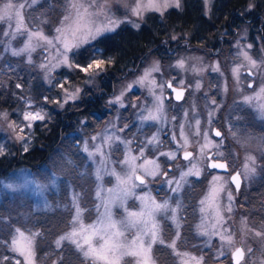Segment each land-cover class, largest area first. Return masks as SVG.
Returning <instances> with one entry per match:
<instances>
[{"label": "rangeland", "instance_id": "1", "mask_svg": "<svg viewBox=\"0 0 264 264\" xmlns=\"http://www.w3.org/2000/svg\"><path fill=\"white\" fill-rule=\"evenodd\" d=\"M202 1L204 4V0ZM45 2L46 0H37L36 4L26 7L23 10L24 21L29 28L43 27L45 33L51 35L63 15L65 0H50L46 4ZM180 2L182 7V0ZM213 2L214 0H210L207 8L204 4L207 15L211 13ZM0 3H2V0H0ZM257 3V0H250L246 8L241 12L242 22L233 29L234 33L232 35L222 37L219 48L215 50L197 47L188 41H182L173 46L171 43L176 41L178 37L175 34L176 39L166 43L169 48L168 55L150 54L136 67L130 68L126 73L117 76L106 71L97 77L93 84H85L83 78L77 82L75 81L76 84L83 88L81 99L70 102L63 109L67 107L70 110L76 108L90 96L89 93H92L91 96H103L104 101L101 113L79 118V123H76L74 128L65 135L64 142L56 149L54 156L42 170L33 171L24 167L17 169L8 178L0 180V239L9 238L8 234L14 227L32 231L39 230L40 232L47 230V234L42 239L41 247H39L40 243L37 242L39 237L36 241L37 264H52L54 260H59L61 254H63L64 259L60 261V264H81L83 257L75 252L74 246L65 241L62 248L57 249L54 241L59 235L69 229L70 225L68 222L75 212L72 206L74 196L79 198L80 207L84 210L83 218L86 224L91 223L97 216L95 206L99 203V200L96 198V191L97 184L100 182L96 180L95 173L101 157L97 155L95 158H90L88 152L84 151V142H88L89 151H94L95 146L102 142L100 139L93 142L91 137L97 134L103 136L104 134L114 133L123 139L131 140L132 144L130 147L133 150V154H135L136 150L142 146V142L153 134H158L162 142L159 148L148 146L146 149L148 154L158 155L159 151L175 149L176 145L172 141V133H179V125L181 123L185 124V130L189 131L188 125L190 123L194 124V120L198 118L201 120L202 130L208 127V112L216 107V105L211 104L212 99H215L219 105V110L214 114L212 127H218L217 129L224 133L221 150L228 156L230 164L234 169H241L245 156L249 153L257 159L256 173L243 182L239 193L233 192L235 203L233 205L232 219L228 223L237 231L238 235L241 228L240 221L245 216L248 217L249 224L260 226L264 222V198H260L261 200L255 198L251 202L245 194L248 191L250 193L253 191L255 196L264 195V188H261L262 184H260V181H264V147H262L264 145V137L262 138L261 133H259L263 126L257 120L258 118L260 119L259 113L242 103V97L251 94L253 88L258 89L264 84V74L249 77L246 72H242L240 84L237 86L231 72V69L240 63L241 60L238 57L239 48L237 43L240 46L253 45L251 49H247L249 54L254 59L264 60V41L260 33L254 31L250 24L252 20L259 17L255 18L253 15L249 17L250 12L257 7ZM249 4H253L254 7L249 9ZM110 14L121 20H125L127 17L131 21L125 23L131 25L138 23L141 25L145 22L147 13L143 20H140L130 16L123 0H112ZM43 20H46L47 23L41 24ZM0 30V88L5 89L3 94H0V111H8L13 114L12 118H15L16 114L13 110L22 106V102L17 99V95L29 96L37 104H42L43 100L39 97L41 87L43 86L48 91L52 87L44 81L43 73L37 66L44 55L42 50L37 49L32 54L34 64L29 65L25 62V57L12 56L10 52L4 51L9 46V43L12 48L22 47L25 37L17 35L15 39L10 40L9 37L4 36L3 32L5 30L10 31L7 23L4 22H0ZM7 54H9V57ZM180 58L186 60V67L196 66L207 70L197 75L190 70L183 71L172 67ZM153 61H159L161 66V73L155 74L158 81L175 77L176 81L183 79L186 86L191 84L193 87L187 88L186 97L182 101H176L173 97L174 94L169 89H166L165 95L168 98L164 101L165 119L162 122L145 121L142 123L139 118L142 114L141 110L142 108L151 107L152 103V97L148 94L147 89L135 87L125 97L126 107L124 108L119 107V105H110L109 100L118 95L128 82L135 80L141 75L143 70ZM217 62L223 75L211 71L209 67ZM63 70L65 71L61 74ZM53 75L57 79H62L65 75L70 78L67 69L64 68L57 69ZM197 80L202 85L199 90L194 87ZM250 80H254L253 88H248L247 86ZM17 83L23 84V92L16 88ZM225 84H227L226 92L224 91ZM50 92L54 94L53 91ZM44 96L48 95L44 93ZM10 102V105H5V103ZM132 104H135L136 107H132ZM55 108L61 109L56 105ZM46 110L49 111L47 106ZM185 112L188 113L187 118L184 116ZM143 114L146 115V113ZM253 114H256L257 119L253 117ZM124 125L128 127L124 128ZM251 126L254 130L251 129ZM121 128H123V131H117ZM230 128L236 133L235 137L229 131ZM7 143L15 142L8 139L7 133L0 132V144H4L7 149ZM15 144L19 146V149H22L20 144ZM103 151L107 156V171L115 169L117 172H121L120 161L124 156L125 145L117 141L110 147L104 146ZM160 162L166 169L177 163L181 166H185L187 163L182 159L169 161L163 156L160 157ZM170 175L178 176L179 169L173 167ZM210 179L211 175L207 173L200 178L189 177V182L184 185L179 194L170 192L167 184L163 183L160 178L150 183L147 188H137L135 191L141 195L150 191L157 201H163L171 197L173 206L175 201L179 200L182 204V209L179 213L181 226L179 228L180 240L177 241V248L180 252H188L196 256L204 255L205 264H218L213 258L215 246L219 243L218 239L213 237L212 246H206L207 237L198 235L195 228L201 219L199 200L205 193ZM9 185H13V187H8ZM103 186L105 189L114 188L116 186L115 177L105 174ZM229 187L234 189V185ZM105 194L102 193V195ZM23 195L33 199L31 206L28 205ZM251 195L254 197L252 193ZM126 206L129 210L138 211L140 201L134 197L129 198ZM56 210H62V212L57 215ZM112 211L117 219L125 214L123 208L115 206ZM42 213H44L43 216L40 215ZM157 219L161 226L163 239L166 244L170 243L177 231L176 225L165 214L158 215ZM15 220L23 224L26 223L27 226L22 227L14 223L16 222ZM30 222H36L35 224L38 223L43 227H37ZM9 225L12 227H9ZM166 244L157 243L153 246L152 256L155 264H181L180 258L173 255L172 250ZM247 245H250L254 251V255L251 257L252 261L259 264L261 260H264V242L255 238H247ZM3 255L11 256L12 253L0 245V256ZM122 264H134L133 258L125 257ZM225 264H230V261L225 260Z\"/></svg>", "mask_w": 264, "mask_h": 264}, {"label": "snow or ice", "instance_id": "2", "mask_svg": "<svg viewBox=\"0 0 264 264\" xmlns=\"http://www.w3.org/2000/svg\"><path fill=\"white\" fill-rule=\"evenodd\" d=\"M112 0H65L63 15L58 24L53 29V34H46L43 27L29 28L24 21L23 10L37 3V0H2L0 3V22L7 23L8 29L3 35L15 39L17 35L24 36L22 47H6L12 56L25 57V62L34 64L32 54L41 49L44 55L37 65L43 73L44 81L52 88L57 89L53 97L44 96L43 103L37 104L33 98L25 95H17V99L22 102L19 109H14L13 114L8 111H0V132L7 133L8 139L20 144L24 152L29 151L34 129L36 127H47V123L52 119L46 110L49 103L55 104L63 109L70 102L81 99L83 88L69 76L57 79L53 75L57 69H67L69 73L82 74L85 84H93L97 77L106 72L112 66L114 60L111 57H104L98 44L106 33L115 32L120 24L131 22L126 17L125 20L116 18L110 14V4ZM127 12L132 17L143 20L148 12H156L161 16L169 8H180V0H123ZM210 0H204L207 8ZM254 7L249 4V9ZM207 14V13H206ZM47 23L46 20L41 24ZM133 26L139 28L138 23ZM172 39H176L175 36ZM238 57L240 63L232 69V76L237 86L240 84L242 72H246L249 77L264 74V60L254 59L247 49L253 45L240 46ZM186 60L180 58L172 67L192 71L197 75L206 71V68L192 66L186 67ZM211 71L221 75L219 63L209 66ZM157 73H161L159 61H153L143 70L135 80L128 82L111 100L110 105H119L124 108L125 97L135 87L145 88L152 97L151 107L142 108L140 115L141 122L153 121L162 122L164 116V101L168 97L165 90L169 89L174 94V98L179 101L184 98V92L193 85H185V81H176L175 77L168 80L158 81ZM254 80L248 82V88H253ZM199 90L202 85L199 80L194 85ZM16 88L24 91L23 84L17 83ZM227 91V84L224 85ZM242 103L255 109L261 118H264V84L258 89L253 88V92L242 97ZM212 105H216L208 112V127L201 129V120L195 119L194 124L188 125L189 131L185 130V124L179 125V133H172V141L175 149L159 151L158 155H150L146 151L148 146L159 148L162 142L158 134H153L142 142L135 154L130 147L131 140L123 139L113 134H104L91 137L95 142L101 140V144L95 146L94 151H89L88 142H84V151L88 152L90 158L97 155L101 157L96 170L97 184L96 198V219L91 223H85L83 218L84 210L80 207L78 196L73 197V208L75 212L69 221V229L59 235L54 243L57 249L62 248L66 241L74 246L75 252L83 257L81 264H122L125 257L133 258L134 264H155L152 256L153 246L157 243L165 245L166 241L162 237V230L157 219L158 215H168L176 225L177 231L170 243L166 246L172 250V254L179 257L181 264H205L204 255L196 256L188 252H180L177 248V241L180 240L181 226L179 213L182 204L179 200L173 206L172 198L163 201L151 195V192L137 194V188H147L148 185L160 178L167 184L169 191L179 194L189 177L200 178L205 173L211 175L208 187L199 200V212L201 214L200 223L195 226L196 232L200 236L207 237L206 246H212V238L218 239L215 246L214 259L218 264H225L229 260L230 264H256L251 257L254 255L253 248L247 245V238H255L264 242V222L260 226L249 224L248 217L241 219L239 235L236 230L229 225L232 219L235 196L233 192H240L241 185L257 171V159L251 153L245 156L241 169L233 170L229 167L228 156L222 151L224 133L212 127L214 114L219 110V105L215 99L211 100ZM136 107L135 104L131 105ZM143 113H146L143 114ZM185 118L188 113H184ZM175 119V117H173ZM83 123V122H82ZM115 127V125H113ZM124 125V128H127ZM117 131H123V128ZM232 132L233 137L236 133ZM119 142L125 145L123 159L120 161L121 172L115 169L107 171V156L103 151L104 146L110 147L113 143ZM264 147V145H262ZM8 152L4 144H0V157H6ZM231 155V154H229ZM166 157L169 161L182 159L186 161L185 166L174 164L167 169L162 166L160 157ZM179 169V175H170L172 168ZM221 172L223 174H221ZM115 177L116 186L105 189L103 186L104 175ZM234 185V189L229 187ZM8 187H13L9 185ZM102 193H106L102 195ZM140 201L138 211L129 210L126 206L129 198ZM123 208L124 215L117 219L112 211L113 207ZM243 207V206H242ZM103 209V211H101ZM9 227H12L9 225ZM43 235L39 230H24L14 227L9 232L7 239H0V245L7 248L11 256H0V264H37L36 241ZM247 257V261H246ZM224 258V259H222ZM64 259L63 254L59 260H54L52 264H60ZM259 264H264L261 260Z\"/></svg>", "mask_w": 264, "mask_h": 264}, {"label": "trees", "instance_id": "3", "mask_svg": "<svg viewBox=\"0 0 264 264\" xmlns=\"http://www.w3.org/2000/svg\"><path fill=\"white\" fill-rule=\"evenodd\" d=\"M49 1L46 0L45 4ZM182 2L181 8H170L163 16L156 12H148L145 22L139 28L129 23H123L115 32L106 33L101 38L102 42L98 44V47L104 57H111L114 60L107 71L117 76L126 73L130 68L136 67L150 54L168 55L169 48L166 43L171 41L175 34L178 37L176 41H172L173 46L176 43L188 41L197 47L215 50L219 48L222 37L232 35L234 33L233 29L242 22L241 12L250 0H214L209 15L205 12L202 0H182ZM257 2V7L250 12L249 17L253 15L255 18H259L258 20H252L250 24L254 31L264 35V25L260 28V25L264 23V0H257ZM259 29L261 30L259 31ZM7 56L9 57V54ZM64 71H61V74ZM68 74L76 82L83 78L82 74L69 72ZM4 90V88H0V94H3ZM50 91H53L54 94ZM50 91L42 86L39 92L41 100H43L44 93L50 98L53 97L57 89L51 88ZM89 95L79 106L72 110L69 107L58 109L52 103L47 104L52 119L47 123V127L38 126L34 129L33 140L28 152L19 149V146L15 143H7L6 151L8 155L0 157V180L8 178L17 169L24 167L33 171L42 170L52 159L56 149L64 142L65 135L74 128L76 123H79V118L101 113L103 96H91L92 93H89ZM10 104L11 102L5 103V105ZM260 184H262L261 188H264V181H260ZM251 193L248 191L245 194L251 202L255 198L258 200L264 198V195L258 197L255 196L253 191ZM23 197L31 206L33 199L27 195H23ZM55 212L58 215L62 210H56ZM40 215L43 216L44 213ZM14 223L22 227L27 226L26 223L23 224L22 222L16 221ZM35 226L41 227L38 223ZM42 231L43 236L39 237L37 241L40 243L39 247H41L44 235L47 234V230Z\"/></svg>", "mask_w": 264, "mask_h": 264}, {"label": "flooded vegetation", "instance_id": "4", "mask_svg": "<svg viewBox=\"0 0 264 264\" xmlns=\"http://www.w3.org/2000/svg\"><path fill=\"white\" fill-rule=\"evenodd\" d=\"M258 20V19H257ZM264 25V23H262L261 25H260V28H262V26ZM253 26H254V24H253ZM261 29H259V31H260ZM257 33H258V31H257ZM260 36H261V38L263 39V41H264V35H263V33H261L260 34ZM254 85V84H253ZM187 91L188 90H186V92H185V96H184V98L186 97V94H187ZM170 92H171V90H170ZM173 94V93H172ZM173 97H174V95H173ZM184 98L182 99V100H184ZM175 99V98H174ZM182 100H179V101H182ZM177 101V100H176ZM253 117L255 118V119H257L256 118V114H253ZM260 117V116H259ZM258 121H259V123H261L262 124V126H263V128L259 131V133H261L260 135H261V137L263 138L264 137V118H261L260 117V119L258 118L257 119ZM218 127H216V129H217ZM251 129L252 130H254L253 129V127L251 126ZM223 132V131H222ZM228 162H229V160H228ZM229 167H230V169H233V170H238V168H236V169H234V167L230 164V162H229ZM233 167V168H232ZM222 173V172H221Z\"/></svg>", "mask_w": 264, "mask_h": 264}, {"label": "water", "instance_id": "5", "mask_svg": "<svg viewBox=\"0 0 264 264\" xmlns=\"http://www.w3.org/2000/svg\"><path fill=\"white\" fill-rule=\"evenodd\" d=\"M186 92V91H185ZM185 92H184V96H185ZM242 185H243V183H242ZM242 185H241V187H242Z\"/></svg>", "mask_w": 264, "mask_h": 264}]
</instances>
